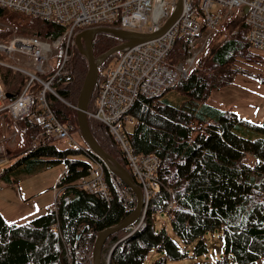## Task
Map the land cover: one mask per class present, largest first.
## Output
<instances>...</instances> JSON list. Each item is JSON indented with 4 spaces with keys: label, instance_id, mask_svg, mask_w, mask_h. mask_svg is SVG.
I'll use <instances>...</instances> for the list:
<instances>
[{
    "label": "trees",
    "instance_id": "obj_1",
    "mask_svg": "<svg viewBox=\"0 0 264 264\" xmlns=\"http://www.w3.org/2000/svg\"><path fill=\"white\" fill-rule=\"evenodd\" d=\"M245 17L242 8L229 12L207 34L186 76L159 95L137 98L128 111L129 119L122 121L133 152L158 157V183L144 210V226L123 238L128 228L106 236L102 250L114 244L109 264H141L152 249L163 251L152 264H170V260L188 257V252L168 235L160 214L166 215L183 243L195 242V254L206 252L207 232L216 231L223 239L221 256L188 264H264V121L241 117L231 108L208 101L212 91L230 84L238 74L264 84L263 74L249 73L239 65L242 61H262L259 51L249 44ZM0 18L7 25L0 28V37L12 33L55 37L63 30L53 19L1 6ZM108 25L117 26L118 22ZM188 38L186 33L176 36L167 55L170 63L183 62L190 54ZM121 41L117 36L96 33L93 53L97 55ZM70 51L71 80L56 81L53 86L61 97L76 105L87 59L75 45ZM118 55L114 52L98 66L87 111L95 110L97 81ZM26 83V76L0 65L5 101L16 98ZM39 87L32 81L28 89ZM169 90L173 92L170 97L166 95ZM48 101L60 121H70L78 129L76 109L54 96ZM32 111L16 122L5 110L0 112V122L7 131L17 128L11 141L15 144L4 146L9 161L0 167V183L18 181L24 173L63 162L64 170L55 182L60 188L57 209L52 210L50 202L43 213L24 222L6 220L0 214V264H83L80 250L85 241L91 247L98 231L128 216L135 208V195L106 166L108 197L77 186L78 180L89 175L88 159L100 161L99 157L87 146L60 147L33 122ZM86 118L96 143L131 174L123 149L107 127L88 114ZM131 121L129 129L126 124ZM82 151L85 159L78 156ZM247 153L252 161L246 160Z\"/></svg>",
    "mask_w": 264,
    "mask_h": 264
},
{
    "label": "built area",
    "instance_id": "obj_2",
    "mask_svg": "<svg viewBox=\"0 0 264 264\" xmlns=\"http://www.w3.org/2000/svg\"><path fill=\"white\" fill-rule=\"evenodd\" d=\"M172 1L164 0L157 25H161L169 17ZM153 2L154 0H0L1 7L53 19L63 26V30L55 37L41 38L20 33L0 37V65L27 77L22 92L12 100L5 101L7 94L0 85V112L5 110L16 122L33 110V122L43 133L57 142L75 143L71 132L78 129L70 121H60L48 101L50 96H54L76 109V105L61 97L53 86L56 81L71 80L70 50L75 45V34L84 28L108 25L113 21L118 22L116 27L152 31L155 26L151 19ZM217 6L222 12L212 11ZM243 6H247L245 22L249 44L253 49H263L264 0H182L179 16L161 35L119 52L114 63L106 68L104 75L97 81L96 108L93 112L86 110V114L104 124L123 149L126 167L142 190L143 211L158 183L156 168L159 160L154 154L137 155L133 152L122 129V121L129 119L128 111L137 98L159 95L186 76L187 69L195 58L193 48L200 39L202 27L207 35L229 12ZM179 33L188 35L187 48L190 54L183 62L172 64L167 55ZM205 38L206 36L202 39L203 43ZM49 71L51 73L46 78L42 76ZM32 81L40 86L38 90L28 89ZM12 131L9 137L13 139L17 128ZM3 157H6L5 150L0 145V167L9 161L7 157L4 161ZM88 162L89 175L78 180L77 186L108 197V186L104 180L105 165L93 159H88ZM59 190L57 186L53 189L55 195L50 207L52 210L57 209ZM170 206L171 203L167 208ZM143 216L144 212L136 223L127 227L130 233L144 226ZM109 247L102 264H109L114 244ZM80 251L83 264H92V246L88 247L85 241Z\"/></svg>",
    "mask_w": 264,
    "mask_h": 264
},
{
    "label": "rangeland",
    "instance_id": "obj_3",
    "mask_svg": "<svg viewBox=\"0 0 264 264\" xmlns=\"http://www.w3.org/2000/svg\"><path fill=\"white\" fill-rule=\"evenodd\" d=\"M213 12L221 11L217 6L212 10ZM7 26L0 18V28ZM207 36L201 33L200 39L194 46L193 51L196 52L195 56L200 54L204 45L202 39ZM7 37V36H5ZM202 42V44H201ZM200 44V45H198ZM256 50V49H255ZM262 56V61L258 63L239 62L249 73L259 72L264 75V48L256 50ZM194 56V57H195ZM168 97L173 95L172 90L166 92ZM208 101L225 108L235 110L241 117L256 121H264V84H261L248 76L241 74L235 75L233 81L220 88L212 91L208 97ZM1 118V117H0ZM133 122H127L126 127H132ZM13 130V129H12ZM7 131L0 122V145L2 147H12L11 136L13 131ZM71 136L75 143H61L57 142L60 147L70 146L77 147L87 146L86 141L82 137L79 129L73 130ZM8 137V138H7ZM88 147V146H87ZM80 158L85 159L86 154L82 151L79 155ZM246 160L252 161L249 153L246 154ZM63 162H55L41 169L31 173H24L20 176L18 181L5 184L1 182L0 187V214L1 216L13 222H24L34 216L43 213L50 202L53 200V189L57 177L63 172ZM143 211V210H142ZM144 212V211H143ZM161 219L164 221L168 235L185 251L188 252V257L181 260H170V264H188L191 261H201L205 259H214L224 253V241L221 239L217 232L206 233V252L204 254H195V242L183 243L180 238L173 232L170 222L166 215L160 214ZM140 217V216H139ZM136 223V221L134 222ZM159 225V224H158ZM129 230L121 238L129 235ZM109 246L102 250L101 264L108 253ZM163 256V251L150 250L141 264H152L157 258Z\"/></svg>",
    "mask_w": 264,
    "mask_h": 264
},
{
    "label": "water",
    "instance_id": "obj_4",
    "mask_svg": "<svg viewBox=\"0 0 264 264\" xmlns=\"http://www.w3.org/2000/svg\"><path fill=\"white\" fill-rule=\"evenodd\" d=\"M181 1L182 0H173L171 2L172 9L169 17L161 25H157V18L164 0H154L151 11V19L155 26L152 31L146 32L109 25H100L84 28L78 31L74 36L77 50L87 59V71L83 78L82 85L76 99V121L78 129L86 141L90 151L99 157V159L106 165L108 170L118 176L119 179L133 191L136 199L135 208L128 216L120 220L118 223L108 226L97 232L92 245V264H101L102 246L106 236L110 232L130 226L139 218L140 215H142L141 210L143 207V194L140 186L135 182L128 170L118 164L112 156L105 152L96 143L88 128L86 106L89 94L95 83L98 66L114 52L125 51L134 44L161 35L179 16L181 11ZM242 9L243 13L245 14L247 11V6H243ZM96 33H107L117 36L122 39V41L95 55L92 49V39ZM112 250L110 254L112 253Z\"/></svg>",
    "mask_w": 264,
    "mask_h": 264
},
{
    "label": "crops",
    "instance_id": "obj_5",
    "mask_svg": "<svg viewBox=\"0 0 264 264\" xmlns=\"http://www.w3.org/2000/svg\"><path fill=\"white\" fill-rule=\"evenodd\" d=\"M0 120H1V118H0ZM61 143H62V142H61ZM58 177H59V176H58ZM58 177H57V179H58ZM57 179H56V180H57Z\"/></svg>",
    "mask_w": 264,
    "mask_h": 264
},
{
    "label": "bare ground",
    "instance_id": "obj_6",
    "mask_svg": "<svg viewBox=\"0 0 264 264\" xmlns=\"http://www.w3.org/2000/svg\"><path fill=\"white\" fill-rule=\"evenodd\" d=\"M22 90H23V89H22ZM21 92H22V91H21ZM21 92H20V93H21Z\"/></svg>",
    "mask_w": 264,
    "mask_h": 264
}]
</instances>
